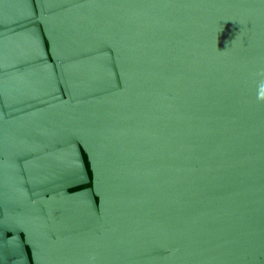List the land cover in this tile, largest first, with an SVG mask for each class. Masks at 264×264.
Segmentation results:
<instances>
[{
	"label": "water",
	"instance_id": "95a60500",
	"mask_svg": "<svg viewBox=\"0 0 264 264\" xmlns=\"http://www.w3.org/2000/svg\"><path fill=\"white\" fill-rule=\"evenodd\" d=\"M0 264H264V0H0Z\"/></svg>",
	"mask_w": 264,
	"mask_h": 264
}]
</instances>
